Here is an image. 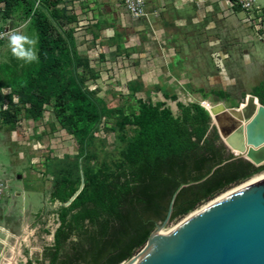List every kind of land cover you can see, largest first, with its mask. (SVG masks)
<instances>
[{
	"label": "rangeland",
	"instance_id": "rangeland-1",
	"mask_svg": "<svg viewBox=\"0 0 264 264\" xmlns=\"http://www.w3.org/2000/svg\"><path fill=\"white\" fill-rule=\"evenodd\" d=\"M25 1V18L4 20L1 18L3 3L0 0V31L7 33L17 29L38 36L31 25V18L34 10H41L59 33L73 28L71 46L66 44L76 58L69 63L64 61L59 72L60 80L51 86L49 102L42 106L39 119L27 120L20 114L15 123L5 124L0 117V181L6 183L7 192L0 199V264H46L44 251L52 247L53 233L59 226L57 211L69 203L62 205L49 196L57 167L54 161L77 157L79 146L73 135L74 121L69 119L72 114L80 115L84 120L87 118L81 114L83 104L79 94L83 66L96 73L97 78L84 80L82 89L96 92L108 110L121 107L122 114L129 113L128 106L134 102L127 98L128 85L135 86L143 73L145 90L137 92L134 99L154 104L160 102L174 116L179 114L176 103L200 105L203 99L202 104L212 118L226 108L243 106L247 95L256 97L257 105L261 104L258 99L264 105V0H255L254 7L248 12L242 11L232 1L212 0L210 6H213L214 16L219 15L220 24L209 22L206 27L205 23L196 22L194 30L197 35L192 38L188 37V28L191 27H183L184 21L174 22L171 15L159 17V12L153 11V0H145L141 17L128 15L122 0H47L49 4L55 2L59 13L77 15V22L71 25L60 19L57 25L61 30L49 16L44 0ZM198 3L203 4L204 0H198ZM256 7L262 12H258ZM95 15H102L123 28L125 37H135L130 40L144 43L148 48L145 54L139 55L127 48L117 52L110 47L108 39L112 31L109 28L96 38L86 34L84 27L93 21ZM130 40L126 37L124 47H128ZM37 48L38 65L41 66L48 60L50 51L44 52L38 45ZM51 52L56 53L55 50ZM12 59L15 58L5 36L0 40V66L11 63ZM0 84L3 87L0 88V109L6 110L17 102L10 89L17 84L9 82L1 72ZM218 91L226 96L220 99L211 93ZM257 93L260 96L255 95ZM212 127L210 124L206 134ZM133 128L124 125L111 129L110 122L104 120L93 133L92 145L97 150L90 147L89 157H96L99 163L117 162ZM226 153L230 154L227 148ZM259 167L262 169L253 175L264 171V164ZM82 185L81 180L76 193ZM217 195L201 201L189 213L169 220L162 229L174 227ZM69 241H75V236L72 235Z\"/></svg>",
	"mask_w": 264,
	"mask_h": 264
},
{
	"label": "trees",
	"instance_id": "trees-1",
	"mask_svg": "<svg viewBox=\"0 0 264 264\" xmlns=\"http://www.w3.org/2000/svg\"><path fill=\"white\" fill-rule=\"evenodd\" d=\"M1 2L2 19L21 20L27 16V1ZM55 2L49 4L44 0L55 25L60 19L69 25L77 22V15L59 13ZM31 21L38 33L39 48L50 51L48 60L39 66L12 59L11 63L0 66L6 79L17 84L13 89L8 87L17 102L6 110L0 109L5 124L15 123L20 114L27 120L39 119L42 106L49 102L51 86L60 80L64 61L69 63L76 58L67 47V44L71 46L72 27L59 33L41 10L33 11ZM107 26L114 31L111 41L116 51L125 50L122 29L109 25L106 19L99 18L85 29L93 36ZM96 78V73L82 67L79 94L84 105L81 104V114L87 118L72 114L69 119L74 121L73 135L79 146L77 157L54 161L57 167L49 196L62 205L69 203L57 211L59 226L53 233L52 247L44 251L46 264H118L129 260L145 244L156 224L163 221L178 185L200 180L214 166L232 157L226 153L213 124L206 134L211 121L200 105L176 103L179 114L174 116L160 102L134 99L137 92L143 91L137 82L135 86L128 85L127 98L134 102L128 106L129 113L122 114L121 107L108 110L96 92L82 89L84 80ZM211 93L220 99L226 96L221 91ZM204 100L199 102L203 107ZM258 102L263 104L259 99ZM104 120L110 122L111 129L134 127L115 163H99L96 157L88 155L90 147L97 150L92 145L93 133ZM261 169L240 159L224 163L204 181L177 193L169 220L189 213L201 201ZM81 180L83 185L76 193ZM72 235L75 241L70 242Z\"/></svg>",
	"mask_w": 264,
	"mask_h": 264
},
{
	"label": "water",
	"instance_id": "water-1",
	"mask_svg": "<svg viewBox=\"0 0 264 264\" xmlns=\"http://www.w3.org/2000/svg\"><path fill=\"white\" fill-rule=\"evenodd\" d=\"M255 98L247 95L243 106L226 108L213 118L207 114L232 156L228 161L243 158L259 167L264 164V105H257ZM228 161L214 166L198 181L179 184L163 221L156 224L146 242L169 222L175 197L182 188L204 181ZM132 264H264V178L193 214Z\"/></svg>",
	"mask_w": 264,
	"mask_h": 264
},
{
	"label": "crops",
	"instance_id": "crops-1",
	"mask_svg": "<svg viewBox=\"0 0 264 264\" xmlns=\"http://www.w3.org/2000/svg\"><path fill=\"white\" fill-rule=\"evenodd\" d=\"M211 1L212 0H204L203 4H199L198 0H153L152 8H153L154 12H155V10L157 12H159V17L171 15L172 16L171 20H173L174 22L184 21V23H186V24H184L183 27L184 26L185 27L187 26V28L191 27V28H188L189 29V34H188L189 36L188 37L192 38V37H196V35H197V33L194 30V29H196L194 23L203 22V23H205L206 27H207V23H209V22L216 21V24H220L219 15L217 17H215L214 13H213V6H210ZM99 18L105 19L102 15H97L96 17L93 18V21L88 23V24L95 23L96 20ZM107 22L109 23V25L113 24V23L109 22L108 20H107ZM113 25L116 27H119L115 24H113ZM86 26L84 27V29L86 28ZM106 28H109L112 31V36L109 37L108 41L110 43V47L115 48V46L112 44V41H111L113 36H114V31L111 28V26H107V27L101 29L99 31L98 35L92 36L91 34H89L86 31V29H85V32H86V34L91 35L93 38H96V37L100 36L101 33L103 32V30ZM119 28H121V27H119ZM121 29H122L123 35H124V38H123V40H124L123 45H124V43L126 41V37L130 40V39H132L133 36L126 35V37H125L124 30H123V28H121ZM140 30H142V29H140ZM138 32H141V31H138ZM205 32H207V29L205 30ZM133 38H135V37H133ZM126 48L131 49L132 51H135L139 55H144L145 50L148 49L147 47H145L144 43L140 44V43H138L136 41H132V40H130V44L128 45V47H124V49H126ZM138 78L140 79L139 82L142 85L143 91H144L145 87H146V85H145V73L140 75ZM131 80L133 81L134 79H131Z\"/></svg>",
	"mask_w": 264,
	"mask_h": 264
},
{
	"label": "clouds",
	"instance_id": "clouds-1",
	"mask_svg": "<svg viewBox=\"0 0 264 264\" xmlns=\"http://www.w3.org/2000/svg\"><path fill=\"white\" fill-rule=\"evenodd\" d=\"M5 36L11 55L16 60L29 65L39 62L37 48L39 38L35 33L29 35L25 31L13 29L7 33H0V38Z\"/></svg>",
	"mask_w": 264,
	"mask_h": 264
},
{
	"label": "bare ground",
	"instance_id": "bare-ground-1",
	"mask_svg": "<svg viewBox=\"0 0 264 264\" xmlns=\"http://www.w3.org/2000/svg\"><path fill=\"white\" fill-rule=\"evenodd\" d=\"M258 101V100H257ZM260 105V104H259ZM239 106H241V104H239ZM238 106V107H239ZM203 107V106H202ZM207 112L208 110L203 107ZM209 113V112H208ZM210 115V113H209ZM215 124V123H213ZM261 178H264V171L259 172L258 174L253 175L251 178H249L248 180L244 181L243 183H240L232 188H229L225 191H223L222 193H220L219 195H217L216 197H214L213 199L207 201L206 203H204L203 205H201L200 207H198L197 209H195L194 211H192L189 215H187L185 218H183L177 225H179L180 223H182L183 221H185L186 219H188L189 217H191L193 214L197 213L198 211L204 209L205 207L209 206L210 204L216 202L217 200L225 197L226 195L240 189L243 186H246L254 181H257ZM177 225H175L174 227H176ZM174 227H170L169 229H161L159 231H155L151 237V240L147 241L144 245V247L142 248V250L136 254L135 256H132L125 264H132L139 256H141L150 246H152L158 239H160L163 235H165L168 231H170L171 229H173Z\"/></svg>",
	"mask_w": 264,
	"mask_h": 264
},
{
	"label": "built area",
	"instance_id": "built-area-1",
	"mask_svg": "<svg viewBox=\"0 0 264 264\" xmlns=\"http://www.w3.org/2000/svg\"><path fill=\"white\" fill-rule=\"evenodd\" d=\"M229 1H232L236 5H238L242 11L248 12L249 9L254 7L255 0H229ZM122 4L126 12L128 13V15L133 16V17H141L144 15L145 0H122ZM256 8L258 9V12L260 13L262 12V9L258 7ZM0 33H3V31H0ZM1 39L2 38H0V40ZM6 193H7L6 183L0 181V199L3 198Z\"/></svg>",
	"mask_w": 264,
	"mask_h": 264
}]
</instances>
